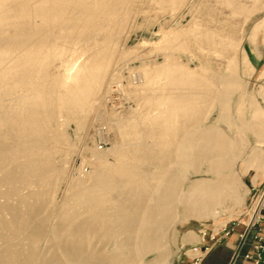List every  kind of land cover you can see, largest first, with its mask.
Wrapping results in <instances>:
<instances>
[{"label":"rangeland","instance_id":"374dc122","mask_svg":"<svg viewBox=\"0 0 264 264\" xmlns=\"http://www.w3.org/2000/svg\"><path fill=\"white\" fill-rule=\"evenodd\" d=\"M96 1L104 12L94 18V23L110 14L115 18L108 39L92 47L95 50L107 45L110 49L111 55L101 58V65L75 66L74 51L81 44L78 39H58L32 58L30 77L11 69L18 63L15 54H0V59H5V66L0 67V97L8 104L16 101L22 111L29 105L55 110L53 126L61 133L62 142L54 153L60 172L48 206L51 223L62 208L68 207L63 206L64 200L69 198L74 204L71 198L85 197L96 165L114 162L113 148L125 145L123 139L143 126L147 115L152 114L156 123L181 126L175 117L187 105L174 108L178 103L170 93L189 95L203 92L204 83L210 85L213 96L200 94L187 101L195 102V106L206 100L212 104L208 110L196 112L192 122L210 115L205 125L214 124L223 112L218 104L225 103L229 115L217 126L227 138L233 139L243 122L252 120V104L261 108L264 117L263 73L255 69L252 59V50L262 43L257 40L261 32L255 33V28L264 18V0H128L115 4L111 12L105 6L107 0ZM90 50L82 52V58H87ZM166 54L171 56L169 62H165ZM231 73L240 88L221 94L222 85L212 78ZM74 74L81 80L71 82ZM38 91L40 94L35 95ZM242 134L240 151L234 152L236 158L229 169L205 172V163L200 172H189L186 179L182 175L176 178V186L183 190L194 180L233 174L238 178L237 194L220 191L213 200L205 198L203 203L210 204L209 217L188 215L184 204L175 201L177 212L163 232L159 249L166 251L168 259L159 264L230 263L232 251L225 250H214L196 262L197 253L191 247L199 243L201 230L218 229L237 218L264 180V125L257 132L243 130ZM254 147L256 159L251 158ZM142 170L150 173L154 168L144 165ZM159 250L146 253L143 261L156 258Z\"/></svg>","mask_w":264,"mask_h":264},{"label":"bare ground","instance_id":"6f19581e","mask_svg":"<svg viewBox=\"0 0 264 264\" xmlns=\"http://www.w3.org/2000/svg\"><path fill=\"white\" fill-rule=\"evenodd\" d=\"M127 1L107 0L105 6L110 11L115 4ZM100 7L96 0H1L0 21L12 20L0 22V54H15L18 63L11 69L29 74L34 68L31 59L56 40L78 39L81 44L74 51L75 66L92 68L111 55L107 45L92 49L98 41L108 39L115 21L110 14L94 23V18L104 12ZM86 50L90 53L82 58ZM170 57L166 54L165 62ZM4 61L0 59V67L5 66ZM77 78L74 74L70 81L74 83ZM212 82L222 85L221 94L240 88L233 73L221 79L215 76ZM203 88L205 91L189 95L170 93L178 103L174 108L187 105L175 117L181 126L156 123L152 114L147 115L144 125L123 139L125 145L113 148L114 162L96 165L85 197L71 198L74 204L69 198L63 201L68 207L56 214L54 223L48 206L60 172L54 153L62 142L61 133L53 126L55 110L29 105L22 111L16 101L8 104L0 97V264L165 262L168 254L159 249L163 232L177 212L174 202L180 200L188 215L209 217L208 201L220 191L236 195L238 188V178L233 174L194 180L183 190L176 186V178L182 175L186 179L189 172H200L205 163V172L229 169L236 158L234 152L240 151L242 131L257 129L254 115L243 122L233 139L227 138L217 126L229 115L222 102L218 105L223 112L214 124L205 125L210 115L192 122L196 112L212 105L208 100L197 106L187 103L196 95H214L210 85L204 83ZM256 151L254 147L251 158L256 159ZM144 165L154 170L144 172ZM110 244L112 248H108ZM154 250H159L158 256L144 262V255Z\"/></svg>","mask_w":264,"mask_h":264},{"label":"built area","instance_id":"2783aa9c","mask_svg":"<svg viewBox=\"0 0 264 264\" xmlns=\"http://www.w3.org/2000/svg\"><path fill=\"white\" fill-rule=\"evenodd\" d=\"M234 237L229 264H264V180L237 218L223 227L201 230V239L192 251L201 252L195 257L201 261L215 247Z\"/></svg>","mask_w":264,"mask_h":264},{"label":"crops","instance_id":"0c3cea01","mask_svg":"<svg viewBox=\"0 0 264 264\" xmlns=\"http://www.w3.org/2000/svg\"><path fill=\"white\" fill-rule=\"evenodd\" d=\"M255 33L257 32H261L260 34H258V41H261L262 43L260 45H258L257 49L258 53H256V50H252V52L254 51L253 54V64L256 70L261 69L263 76L262 78H264V18L261 20V22L257 25V27L255 28ZM262 95L264 97V89L262 91ZM254 109H252L254 112L253 116L255 115V122L257 124V129L255 132H257L260 128V125L263 124L264 125V117L261 115L260 113V109L258 106L253 105ZM194 238V237H193ZM234 237L230 238L226 241H224L222 244L218 245L217 247H215L211 252H213L214 250H225L227 253H230L231 251H233V247H234ZM196 243V242H193ZM201 253V252H196ZM228 255V254H227Z\"/></svg>","mask_w":264,"mask_h":264}]
</instances>
